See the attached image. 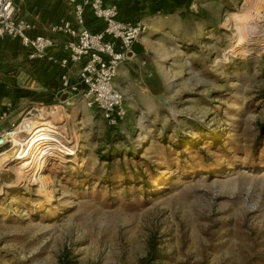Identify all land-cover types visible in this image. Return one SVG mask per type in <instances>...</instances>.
Wrapping results in <instances>:
<instances>
[{"label": "rangeland", "instance_id": "rangeland-1", "mask_svg": "<svg viewBox=\"0 0 264 264\" xmlns=\"http://www.w3.org/2000/svg\"><path fill=\"white\" fill-rule=\"evenodd\" d=\"M179 1L145 18L121 124L73 96L5 132L0 264H264V0ZM51 118L75 156L4 160Z\"/></svg>", "mask_w": 264, "mask_h": 264}, {"label": "built area", "instance_id": "built-area-1", "mask_svg": "<svg viewBox=\"0 0 264 264\" xmlns=\"http://www.w3.org/2000/svg\"><path fill=\"white\" fill-rule=\"evenodd\" d=\"M79 27L76 30L68 22L53 26L51 32L69 36L62 45L65 57L58 64L63 69L79 65L77 82L71 83L67 75L61 78V93L79 96L89 109H95L109 127L121 124L127 115L124 95L115 86L119 67L130 59L133 48L147 32L141 22H123L119 10L105 0H69ZM89 10L95 20L101 21L103 29L93 33L87 30L84 14ZM19 6L15 0H0V38L18 40L28 50L31 61L48 60L54 47L46 37H30L29 25L20 17ZM4 133L0 135L2 146L7 143Z\"/></svg>", "mask_w": 264, "mask_h": 264}, {"label": "crops", "instance_id": "crops-1", "mask_svg": "<svg viewBox=\"0 0 264 264\" xmlns=\"http://www.w3.org/2000/svg\"><path fill=\"white\" fill-rule=\"evenodd\" d=\"M119 10V19L123 22H143L150 13L161 10L173 11L181 3L179 0H105ZM19 6L20 17L29 25L30 37L42 36L49 38L53 44V60L28 59L26 50L18 40L0 38V135L13 126L23 114L38 106L52 103H68L73 96L62 94L61 78L67 75L71 83H76L79 65L68 69L59 66L58 62L65 57L62 45L70 38L62 33H53L51 28L68 22L76 30L79 27L73 14V5L69 0H15ZM85 28L96 33L103 29L101 21L95 20L90 11L84 14ZM142 41V40H141ZM142 42L133 48L130 59L122 64L115 78V86L126 94V84L134 77V63L141 52ZM126 101V98L124 96ZM129 99V98H127ZM126 107V106H125Z\"/></svg>", "mask_w": 264, "mask_h": 264}, {"label": "bare ground", "instance_id": "bare-ground-1", "mask_svg": "<svg viewBox=\"0 0 264 264\" xmlns=\"http://www.w3.org/2000/svg\"><path fill=\"white\" fill-rule=\"evenodd\" d=\"M260 11L262 12V8L260 9ZM243 17L244 15L242 14L236 17L239 20L238 22L241 25L244 24V22L246 21V20L242 21ZM262 18L264 19V17ZM248 23L252 24V22L250 23V21ZM260 28L261 27L259 26V24H254V26L250 28L251 36H249L250 39L247 40L248 42H247V46L245 47L244 52L251 53V52L257 51L258 49L264 48V29L260 30ZM242 43H243L242 36L240 35L237 39V45L242 44ZM57 122L58 120L57 119L54 120L53 118H51L50 120H45L41 122L39 125L35 127L36 128L35 130L32 129L31 138H29V141L28 142L24 141V143L21 145V148H22L21 152L12 153L11 155L4 157V160L6 162L7 161L8 162L18 161L19 163H22V168H23L22 170L24 172L39 173L42 169L46 168L47 161H55L56 158H59V159L62 158V160H66L65 157L75 156V153L72 150L62 151L63 155H60L59 147L61 145H59V143H61L60 139L62 138V136L60 132L58 131V128H57L58 124H56ZM22 126H23V123L20 124L18 127H16V129H20V127ZM2 144H3L2 141H0V146Z\"/></svg>", "mask_w": 264, "mask_h": 264}, {"label": "trees", "instance_id": "trees-1", "mask_svg": "<svg viewBox=\"0 0 264 264\" xmlns=\"http://www.w3.org/2000/svg\"><path fill=\"white\" fill-rule=\"evenodd\" d=\"M156 259V256L152 255L151 253L148 254V256L142 261V264H149L154 262Z\"/></svg>", "mask_w": 264, "mask_h": 264}]
</instances>
